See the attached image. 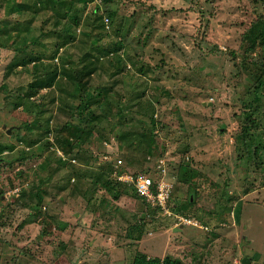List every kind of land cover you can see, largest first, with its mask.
<instances>
[{
	"label": "rangeland",
	"instance_id": "obj_1",
	"mask_svg": "<svg viewBox=\"0 0 264 264\" xmlns=\"http://www.w3.org/2000/svg\"><path fill=\"white\" fill-rule=\"evenodd\" d=\"M84 5L77 24L37 0H0V264H264V105L242 110L264 83V0H115L117 16L104 0ZM60 30L77 39L60 47ZM112 42L122 49L74 78ZM22 54L42 58L6 74ZM99 90L100 103L83 102ZM129 175L155 192L168 182L165 209Z\"/></svg>",
	"mask_w": 264,
	"mask_h": 264
},
{
	"label": "trees",
	"instance_id": "obj_2",
	"mask_svg": "<svg viewBox=\"0 0 264 264\" xmlns=\"http://www.w3.org/2000/svg\"><path fill=\"white\" fill-rule=\"evenodd\" d=\"M88 0H37V3L42 7H52L54 9L55 15H58L59 18L64 19H70L72 22L79 23L81 22V19L83 17V12L85 10V3ZM92 1V0H89ZM115 0H104V8L105 12L109 16H115L116 10L113 8L112 4ZM82 8V10H81ZM117 16V15H116ZM119 31H117L118 33ZM58 36L60 38V44L59 46H64V44H69L70 42H74L77 39L76 33L68 32L65 33L63 30L58 31ZM122 49V45L119 42H112L107 44H96L94 45L89 51L81 58V61L79 62L82 64L79 66L78 70L74 71L73 76L74 78H78L75 75H77V72L80 69V75L79 77H87V79L92 75V73L96 70V65L93 60H90V57L94 55V59L98 60L101 56V54L104 56L109 55L111 53H116ZM42 58V55L37 54H22L15 56L10 64L7 66L6 74H10L14 69H16L19 66H25L34 62L40 61ZM135 67L138 68V70L142 73L144 71V68L146 69V66L142 63H134ZM138 65H140L138 67ZM116 71V70H114ZM118 73V72H117ZM58 71H50L48 74H45L41 78L35 80L33 83H31L32 90L29 92L28 96H33L37 94L38 89L43 88H49L52 87L57 79ZM88 86V80L87 82H84L81 86V91H86ZM108 92L106 90L103 91H97V93L90 95L88 98H84L83 102L86 100H89L91 103H100L104 98H106ZM83 96V95H81ZM88 103V102H87ZM264 105V83L259 82L257 83L251 90L250 95L244 100L242 110L245 115H250V113L254 112L258 108ZM249 122H252L249 126L252 128L255 124L254 118H249ZM248 131V130H247ZM244 132H241V135H243ZM8 146H0V153L4 152L5 149ZM75 181V179H73ZM183 181H186V179H182ZM106 186H108L109 189L111 188L112 182L105 181ZM25 193V191H24ZM45 191L43 189H38L36 192H32L31 194V202L36 203L38 205L43 204V196L45 195ZM138 193V192H137ZM135 197H138L139 193ZM193 198V200H192ZM191 201H194V195L192 196ZM34 199H37V202H34ZM146 200V198H145ZM146 232V227L144 224H135L130 227L128 235L130 238L139 240L142 235ZM131 264H184L179 259H174L170 256H167L164 259L158 258V257H148L147 255H136L131 262Z\"/></svg>",
	"mask_w": 264,
	"mask_h": 264
},
{
	"label": "built area",
	"instance_id": "obj_3",
	"mask_svg": "<svg viewBox=\"0 0 264 264\" xmlns=\"http://www.w3.org/2000/svg\"><path fill=\"white\" fill-rule=\"evenodd\" d=\"M121 162V161H120ZM128 179L132 180L134 182V185L137 188L138 193L142 197H146L148 200H152L155 202L158 207H161L163 210L165 209V206L168 205L171 198V186L168 182L161 183L157 187V192H155L153 189L155 187V182L151 180L150 178L138 176L137 178L132 177L131 175L128 176ZM172 212H167V214H171ZM184 222H188L183 219ZM189 223H192L191 220H189Z\"/></svg>",
	"mask_w": 264,
	"mask_h": 264
},
{
	"label": "water",
	"instance_id": "obj_4",
	"mask_svg": "<svg viewBox=\"0 0 264 264\" xmlns=\"http://www.w3.org/2000/svg\"><path fill=\"white\" fill-rule=\"evenodd\" d=\"M10 131H11V130H10ZM192 200H193V198H192ZM246 262H247V261H246V260H244V264H246Z\"/></svg>",
	"mask_w": 264,
	"mask_h": 264
}]
</instances>
